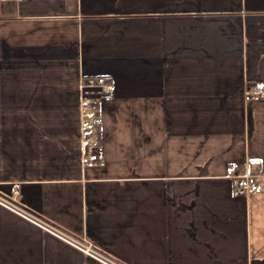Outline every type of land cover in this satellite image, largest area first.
Wrapping results in <instances>:
<instances>
[{
  "label": "crops",
  "instance_id": "crops-1",
  "mask_svg": "<svg viewBox=\"0 0 264 264\" xmlns=\"http://www.w3.org/2000/svg\"><path fill=\"white\" fill-rule=\"evenodd\" d=\"M259 83L264 0H0V191L118 264H264ZM0 264L101 263L0 205Z\"/></svg>",
  "mask_w": 264,
  "mask_h": 264
},
{
  "label": "built area",
  "instance_id": "built-area-1",
  "mask_svg": "<svg viewBox=\"0 0 264 264\" xmlns=\"http://www.w3.org/2000/svg\"><path fill=\"white\" fill-rule=\"evenodd\" d=\"M22 1V0H18ZM115 92V86L111 82H108L104 77L98 78H87L82 84V117L86 120L84 121L85 130H94L99 121V106L95 97L100 96H110ZM249 94L253 96H263L264 86L262 84L254 85L249 91ZM89 159L93 163H97L100 160V156L97 153L91 154ZM258 174H248L245 176H237L234 178L233 186L238 193H252L260 190V184ZM0 205L8 208L9 210L19 214L20 216L26 218L32 223L40 226L45 231L58 237L64 242L72 245L78 250L82 251L85 255L92 258L101 264H118L116 261L112 260L108 256L102 254L94 248L91 243L84 240L75 238L63 230L57 228L56 226L50 224L49 222L39 218L26 208L22 207L14 201V198L2 193L0 191Z\"/></svg>",
  "mask_w": 264,
  "mask_h": 264
}]
</instances>
